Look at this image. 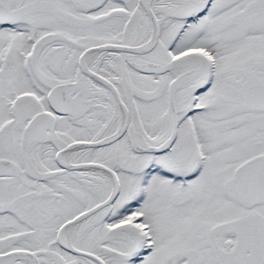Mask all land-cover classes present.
Returning <instances> with one entry per match:
<instances>
[{"label": "snow or ice", "instance_id": "snow-or-ice-1", "mask_svg": "<svg viewBox=\"0 0 264 264\" xmlns=\"http://www.w3.org/2000/svg\"><path fill=\"white\" fill-rule=\"evenodd\" d=\"M0 264H264V0H0Z\"/></svg>", "mask_w": 264, "mask_h": 264}]
</instances>
